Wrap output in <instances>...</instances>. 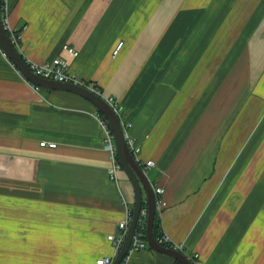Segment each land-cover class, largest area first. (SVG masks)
<instances>
[{
	"label": "crops",
	"instance_id": "0c3cea01",
	"mask_svg": "<svg viewBox=\"0 0 264 264\" xmlns=\"http://www.w3.org/2000/svg\"><path fill=\"white\" fill-rule=\"evenodd\" d=\"M5 2L24 62L59 56L121 107L123 131L153 162L146 179L164 189L160 232L197 264H264V0ZM240 105L241 135L220 136ZM95 111L36 89L0 47V264L113 255L107 235L134 196L122 172L109 176ZM123 264L173 259L145 248Z\"/></svg>",
	"mask_w": 264,
	"mask_h": 264
},
{
	"label": "built area",
	"instance_id": "2783aa9c",
	"mask_svg": "<svg viewBox=\"0 0 264 264\" xmlns=\"http://www.w3.org/2000/svg\"><path fill=\"white\" fill-rule=\"evenodd\" d=\"M7 12H8V9H7L5 0H0V17H1L3 29L7 33L12 45L15 48H17L19 44V40H20V32L15 31L9 25L8 20H7ZM121 45H122L121 41H118L116 43V46L114 47L112 51L113 55H116ZM63 50H65L71 57H75L77 55V51L72 47L64 46ZM25 63L34 74L38 75L41 78H44L47 80L58 81V82L73 83V84L85 87L86 89L92 91L93 93L103 97L101 95L100 89L96 85L82 81V79L78 76L77 73L72 72L69 69L68 62L59 56L51 60L42 62V63H36V62H31V61H25ZM35 88L38 89L37 87ZM103 98L112 108L113 112L115 113L120 123L124 143L134 163L138 166L141 172L146 176V172L150 167L153 166V162L151 160H143L139 157V152H140L139 146L134 142L132 138H129L126 135V133L123 131V128L126 126H129V124L122 125V123L120 122L119 117H120L121 107L116 103V101L112 97H103ZM95 117L97 118L101 127L105 131V135L103 139L104 141L103 148L108 153L109 158H110L111 164L108 169L109 176L111 179H116L117 173L122 172V170L116 160V146H115L113 135L108 127L106 120L104 119L102 114L97 110L95 111ZM40 145L44 146L45 143L43 142ZM48 146L54 147L55 144L49 143ZM150 188H151V191L154 197V213H156L159 217V214L161 213L165 205L164 201L161 199L164 189L162 186L157 185V184H150ZM130 218H131V209L125 208L123 219L119 221L116 225V233L107 235V239L111 242L114 248L113 255L100 257L96 259L95 264H112L113 259L116 256V253L118 252L124 240ZM145 218H146V209L144 206L143 208L139 209L135 228L133 230L127 252L123 258V263L127 255L130 252L145 249L147 246L145 239H144V232H142L145 230ZM137 224H138V229L136 230ZM156 242L163 247H166L168 249H172V250L182 253L190 264H197V261H196L197 255L195 253L193 254L184 253L182 245L171 241L169 237L165 235L164 233L159 232Z\"/></svg>",
	"mask_w": 264,
	"mask_h": 264
},
{
	"label": "water",
	"instance_id": "95a60500",
	"mask_svg": "<svg viewBox=\"0 0 264 264\" xmlns=\"http://www.w3.org/2000/svg\"><path fill=\"white\" fill-rule=\"evenodd\" d=\"M0 47L4 54L11 61V63L16 67L20 74L32 85L37 88L51 89L68 91L74 93L87 101H89L104 117L108 127L113 135L115 146H116V160L121 167L123 174L126 176L133 190V206L131 208V218L128 223V227L125 233L124 240L121 247L119 248L116 256L113 259L112 264H119V262L125 256L133 230L135 228L138 212L142 203L145 204L146 218H145V230L144 239L149 248L152 250L165 254L172 259L176 260L179 264H190L184 255L178 251L168 249L159 245L151 235V226L154 214V197L150 188V184L146 179V176L141 172L138 166L134 163L122 136V130L120 123L113 112L112 108L105 101V99L92 91L86 89L85 87L68 83V82H58L53 80H47L34 74L17 53V50L12 45L9 37L5 30L3 29L1 17H0ZM142 192L144 194V199H142Z\"/></svg>",
	"mask_w": 264,
	"mask_h": 264
},
{
	"label": "rangeland",
	"instance_id": "374dc122",
	"mask_svg": "<svg viewBox=\"0 0 264 264\" xmlns=\"http://www.w3.org/2000/svg\"><path fill=\"white\" fill-rule=\"evenodd\" d=\"M210 52H212L214 54L215 49H212L211 47H209L207 49L206 53H204L203 58L208 59L210 57L209 56ZM196 80H197V77H196ZM240 108H241V105L238 106L237 111L233 115V119L228 122V127L224 128V129L223 128L217 129L220 136L229 137L230 135H232L234 137L239 138V136L241 135V130L238 126L239 124L241 125V110H240ZM243 125H246V123H243ZM235 142H239V140L237 138H234L232 140V144H231L232 150H235L237 147V143H235ZM229 147H230V145H229ZM225 150L229 151L228 148H225ZM227 156H228V158H231L232 155L230 152H228L226 155L222 154L221 159H219V157H220V154H219L217 156V159H215L214 164H221L222 162H224V164H225ZM222 167H223V165H222ZM251 171H255V167L253 166V164L251 165Z\"/></svg>",
	"mask_w": 264,
	"mask_h": 264
},
{
	"label": "trees",
	"instance_id": "16d2710c",
	"mask_svg": "<svg viewBox=\"0 0 264 264\" xmlns=\"http://www.w3.org/2000/svg\"><path fill=\"white\" fill-rule=\"evenodd\" d=\"M144 206H145V204L142 203L141 206H140V208H143ZM137 229H138V224L136 225V230ZM142 232H144V231H142ZM159 232H160L159 217H158V215L156 213H154L153 214L152 226H151V235H152V238L155 241L157 240V237L159 235ZM146 248L149 249V250H152L148 246H146ZM119 264H123V259L119 262ZM173 264H179V263L176 260L173 259Z\"/></svg>",
	"mask_w": 264,
	"mask_h": 264
}]
</instances>
